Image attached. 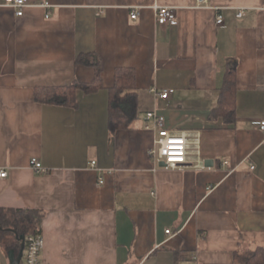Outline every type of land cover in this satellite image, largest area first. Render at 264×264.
I'll use <instances>...</instances> for the list:
<instances>
[{
  "label": "crops",
  "instance_id": "0c3cea01",
  "mask_svg": "<svg viewBox=\"0 0 264 264\" xmlns=\"http://www.w3.org/2000/svg\"><path fill=\"white\" fill-rule=\"evenodd\" d=\"M48 1L17 16L0 0V208L40 212L43 263L239 264L264 248V0ZM155 6L178 23L160 24ZM119 68L134 72L137 107L114 131ZM231 71L234 112L222 114ZM70 85L74 102L37 99ZM150 111L201 133L205 168L151 157Z\"/></svg>",
  "mask_w": 264,
  "mask_h": 264
},
{
  "label": "built area",
  "instance_id": "2783aa9c",
  "mask_svg": "<svg viewBox=\"0 0 264 264\" xmlns=\"http://www.w3.org/2000/svg\"><path fill=\"white\" fill-rule=\"evenodd\" d=\"M196 2L198 6H201L208 3L209 0H196ZM5 5L12 7L17 16H23L25 9L28 7L39 6L48 9L53 6L48 0H43L39 3H32L28 0H5ZM155 12L160 24L176 25L178 23L175 7L155 6ZM243 14L244 12L241 10L238 16L241 17ZM137 16L138 11L134 10L131 13V17L137 18ZM46 17H50V14L47 13ZM217 22L218 24H222L223 17L219 16ZM152 92L160 98L167 99L173 93V89L158 90L153 88ZM145 120L147 122H153L152 125L147 124L146 127L156 132L153 145L149 150V154L156 162H164L166 169H179L189 165L197 168H205V165L201 164L202 145L201 133L199 131L194 133L173 132L166 128L165 117L155 111L148 112ZM256 127L264 133V119L256 121ZM195 159L200 160L194 163ZM31 164L36 171H47V168L36 157L31 159ZM91 166H96L95 160L91 161ZM7 174L8 172L5 169L0 170V177H7ZM103 182L104 180L101 178L100 183ZM166 233L170 234L171 229H167ZM44 246L45 239L39 230L36 233L26 236L22 262L24 264H44L41 256ZM188 264H198L197 257L192 256Z\"/></svg>",
  "mask_w": 264,
  "mask_h": 264
},
{
  "label": "trees",
  "instance_id": "16d2710c",
  "mask_svg": "<svg viewBox=\"0 0 264 264\" xmlns=\"http://www.w3.org/2000/svg\"><path fill=\"white\" fill-rule=\"evenodd\" d=\"M134 72L132 69L119 68L116 72L115 86L111 90L110 112L111 130H118L128 125L136 113L137 95L134 91ZM227 87L223 93V101L218 108L222 114H233L234 109V73L228 74ZM76 85L67 87L39 89L37 99L50 101H73ZM40 212L32 209L0 208V233L2 241L7 249H15L16 253L20 249V241L17 235H31L39 229ZM2 228V229H1ZM7 229H13L7 230ZM11 237L9 241L7 238ZM239 264H264V248L259 247L255 251H250L243 255L236 254Z\"/></svg>",
  "mask_w": 264,
  "mask_h": 264
},
{
  "label": "water",
  "instance_id": "95a60500",
  "mask_svg": "<svg viewBox=\"0 0 264 264\" xmlns=\"http://www.w3.org/2000/svg\"><path fill=\"white\" fill-rule=\"evenodd\" d=\"M209 162L211 164V160H207L205 164L209 165ZM160 164L162 166H165L164 162H161ZM9 230L13 231V229H9ZM16 237L18 241H20V249L18 253H16L15 249H10L8 251V258H9L10 264H22L26 235H20V236L17 235Z\"/></svg>",
  "mask_w": 264,
  "mask_h": 264
},
{
  "label": "rangeland",
  "instance_id": "374dc122",
  "mask_svg": "<svg viewBox=\"0 0 264 264\" xmlns=\"http://www.w3.org/2000/svg\"><path fill=\"white\" fill-rule=\"evenodd\" d=\"M12 238L11 237H9V238H7V240H11ZM1 248V247H0ZM7 254H8V252H7ZM7 254H6V252H2L1 250H0V264H10V261H9V259L7 258ZM22 264H24V262H22Z\"/></svg>",
  "mask_w": 264,
  "mask_h": 264
}]
</instances>
